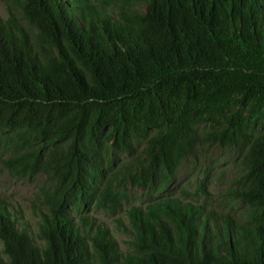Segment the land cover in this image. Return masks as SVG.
<instances>
[{"label": "trees", "instance_id": "obj_1", "mask_svg": "<svg viewBox=\"0 0 264 264\" xmlns=\"http://www.w3.org/2000/svg\"><path fill=\"white\" fill-rule=\"evenodd\" d=\"M9 1L39 33L0 15V161L47 184L38 232L0 197V264H264V0H145L118 18L92 0ZM214 145L243 147L228 194L245 220L160 196L129 210L123 252L84 214L119 212L122 179L164 192Z\"/></svg>", "mask_w": 264, "mask_h": 264}, {"label": "rangeland", "instance_id": "obj_2", "mask_svg": "<svg viewBox=\"0 0 264 264\" xmlns=\"http://www.w3.org/2000/svg\"><path fill=\"white\" fill-rule=\"evenodd\" d=\"M101 8L119 17L121 8L129 14L143 13L146 10L145 0H92ZM0 15L3 19L17 20L27 31L34 42L38 29L24 17L20 7L12 1L0 0ZM243 147L225 148L214 145L198 162L193 156L187 157L176 177L168 188L155 194L151 188L134 185L131 179L118 182V191L128 195L127 200L117 213L96 205L88 206L84 214L96 219L111 229V232L123 252L132 250L133 235L130 231L131 222L129 210L134 206H146L160 196H180L185 200L193 199L197 203L206 204L222 214L234 216L238 222L245 220L250 206L240 199H233L228 194L234 179L238 177L236 171L239 155ZM112 157L119 170L126 167L129 156L113 151ZM130 166V161L128 160ZM47 184V176L39 173L32 177H16L0 161V197L22 211L23 219L34 232H38L41 204L37 201L40 188ZM75 213V212H73ZM79 216V215H78Z\"/></svg>", "mask_w": 264, "mask_h": 264}]
</instances>
